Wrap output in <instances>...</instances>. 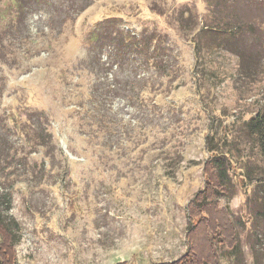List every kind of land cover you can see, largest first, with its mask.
I'll list each match as a JSON object with an SVG mask.
<instances>
[{"label": "rangeland", "instance_id": "obj_1", "mask_svg": "<svg viewBox=\"0 0 264 264\" xmlns=\"http://www.w3.org/2000/svg\"><path fill=\"white\" fill-rule=\"evenodd\" d=\"M134 36L156 42L170 77L112 65L110 50ZM257 111L264 0H0V215L15 229L13 264L179 259L210 135L228 141L215 147L230 182L212 201L236 230L235 247L213 238L217 264H264L263 163L245 128ZM47 128L51 157L30 142Z\"/></svg>", "mask_w": 264, "mask_h": 264}, {"label": "trees", "instance_id": "obj_2", "mask_svg": "<svg viewBox=\"0 0 264 264\" xmlns=\"http://www.w3.org/2000/svg\"><path fill=\"white\" fill-rule=\"evenodd\" d=\"M130 38L127 37L125 39L121 53L118 51L120 48L110 50L109 56L112 65L118 64L120 66L123 65L125 61L129 60L132 64H135L134 66L137 65V67H142L147 65L154 69H164L166 77L172 75L169 72L170 68L166 59L159 57L160 48L153 39L147 41L136 36ZM138 53L141 55L143 54L145 58L144 61H135L136 59H134L133 56ZM113 55H117V57ZM163 85L166 87L167 84L159 83L158 87L155 89L159 90ZM153 86H155V84H153ZM144 94L145 93H143L141 97L142 100H144ZM92 102L96 105L94 98ZM13 122L17 126L18 132L30 135V131H24L19 116H14ZM245 128L252 137V146L258 150L257 154L262 159L263 165L260 169L261 179H259L262 181L264 179V111H257L252 117L247 119ZM33 130L37 131V128ZM46 135L48 136L47 141L42 138L44 141L42 143L36 142V139H34V141L30 140V142L34 144V147H36L37 144L46 147L48 157H51L49 148L52 142V133L49 132L48 128ZM210 141L213 143L212 146H210V151L213 153L205 165L208 180L204 191L198 192L189 205V215L191 218L196 219L195 225L189 230V234L187 235L189 248L179 259L157 264H217V253L213 238L220 237V235L223 237L224 235L225 240L229 241L230 247H235L236 245V230L227 208L219 206V203L215 200L212 201V193L221 189L224 191L225 187L227 189V186H225L226 183L230 182L227 172L228 160L230 159L227 158L226 154L218 151V147H215V145H221L222 142L226 145L228 141L225 137L222 139V142H219L213 135H210ZM44 165L50 167L51 163L48 162ZM252 174L251 169L250 175L253 180L255 177H253ZM15 225L17 227V223H15ZM14 230L11 220L7 222L0 215V264L14 263L16 257Z\"/></svg>", "mask_w": 264, "mask_h": 264}]
</instances>
